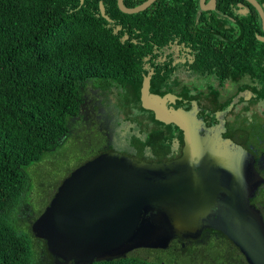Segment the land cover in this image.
<instances>
[{"label":"trees","instance_id":"obj_1","mask_svg":"<svg viewBox=\"0 0 264 264\" xmlns=\"http://www.w3.org/2000/svg\"><path fill=\"white\" fill-rule=\"evenodd\" d=\"M146 1L124 3L135 8ZM101 2L111 22L101 15ZM200 14L199 0H158L133 15L123 13L118 0H0V264L52 263L43 239L38 256L7 219L30 190L27 169L68 137L89 87L103 92L139 88L148 62L178 40L209 82L223 87L248 80L264 100V43L247 35L220 42L199 32ZM242 19L249 29L261 30L254 8ZM251 119L242 122V144L259 156L264 124ZM260 200L264 211V191ZM133 252L94 264H161L131 257Z\"/></svg>","mask_w":264,"mask_h":264},{"label":"water","instance_id":"obj_2","mask_svg":"<svg viewBox=\"0 0 264 264\" xmlns=\"http://www.w3.org/2000/svg\"><path fill=\"white\" fill-rule=\"evenodd\" d=\"M124 1L118 0L120 10L133 15L158 0L135 8ZM248 1L264 30V9ZM100 11L112 21L102 2ZM150 80L151 74L142 101L153 109L158 99L149 94ZM255 162L232 141L194 135L186 136L183 156L168 163L102 155L63 182L38 219L37 234L52 254L51 264H94L137 249H166L176 238L198 239L212 228L226 235L248 264H264V218L251 203L264 183Z\"/></svg>","mask_w":264,"mask_h":264},{"label":"flooded vegetation","instance_id":"obj_3","mask_svg":"<svg viewBox=\"0 0 264 264\" xmlns=\"http://www.w3.org/2000/svg\"><path fill=\"white\" fill-rule=\"evenodd\" d=\"M256 1L264 9V0ZM199 7L201 11L199 18L202 24V29L199 32H206L225 43L237 42L244 38V35L250 39L255 36L260 43H264L259 40V37H264L263 25L261 30L256 27L249 29L242 19L251 13L252 8L259 14L250 1L216 0L214 2L206 0L205 9H203L201 0H199ZM190 53L183 43L173 40L166 47L163 55H157L148 62L145 67L148 73L145 77L151 74L149 94L154 99H158V104L153 109L144 107L142 94L144 81L147 78L144 77L139 88L131 87V92L121 89L120 96L125 99L128 105L123 108L114 106L112 120L108 119L107 114L106 117L102 114L99 115V118L102 119L101 124L105 122L108 125L107 130L99 127L94 131L98 126L87 127V120L84 119L87 105L85 94L80 114L73 118V120L80 119L78 125L72 126L73 129L70 130L69 137L65 138L61 144L63 147L64 144L72 142L77 147L86 141L87 144L93 145L89 150L93 157L83 163L79 169L102 155H115L145 165L176 161L185 152L186 136L194 135L205 138L217 137L221 141H232L241 146L255 158V168L264 179V150L259 153V156H256L242 144L246 136L242 122L250 120V118L237 120L235 125L228 121V116L234 112V108L237 106L235 104L241 103L243 99L241 96L249 95L247 97L249 100H251L249 97H256V100L259 101L264 100L260 99L255 88L249 87L248 80L230 82L223 87L209 82L212 80L211 78L203 77L200 72H197L194 58ZM230 86L235 93L230 97L224 96L229 95L226 94V91ZM90 89L106 94V96L115 90L103 92L101 89L93 87L88 88V90ZM100 96L102 95L100 94ZM94 110L97 112L99 108L95 107ZM260 121L264 124V119H260ZM263 191L264 183L251 203L256 206L264 218V211L260 203ZM208 237L211 238L210 242L218 241L219 237L225 240L229 239L222 232L208 228L198 239L176 238L172 240L169 248L175 247V251L186 254L189 252V244H199L203 238L209 239ZM239 253L242 255L243 262L248 264L240 249Z\"/></svg>","mask_w":264,"mask_h":264},{"label":"rangeland","instance_id":"obj_4","mask_svg":"<svg viewBox=\"0 0 264 264\" xmlns=\"http://www.w3.org/2000/svg\"><path fill=\"white\" fill-rule=\"evenodd\" d=\"M231 87L226 91V94L229 95L224 96L230 97L235 93L231 90ZM120 92H122L121 89H115L110 92V95L106 96V94L99 93V91H95L94 89L87 90L85 98L87 105L84 114V119L87 120V127L98 126L94 131L98 130L99 127H102L103 130L108 129V125L105 122L101 124L102 119L99 118V115L102 114V116L106 117L107 114L108 119L112 120L114 118V106H121L123 108L125 105H128L125 99H122L123 97L120 96ZM248 96H241L243 98L241 103L235 104L237 106L234 108V112L228 116V121L231 124L233 122L235 125L237 120L241 121L246 118L258 117V119H264V101L256 100V97H249L251 98L249 100L247 99ZM95 107L99 108V111L96 112L94 110ZM79 120H71V123H69L70 130L73 129V125H78ZM92 146V144H87L86 141L77 147L72 142L70 144L66 143L63 147L59 146L53 153L46 155L39 163L33 164L26 171L30 181V190L24 194L21 202L15 207L14 212L7 220L14 230L28 237L33 250L36 251L38 256L41 252H44V243L37 234L36 223L47 210L53 198H55L54 196L59 191L62 182L72 172L79 169L83 163L93 157L89 153ZM210 239L203 238L199 244H189V252L186 254H183L181 251H175V247H168L166 249L142 248L134 250L131 253V257L161 264H245L242 255L236 248L231 249L227 240L219 237L217 239L219 242H210ZM222 245H224L223 248H221ZM229 248L233 252L228 251ZM41 258L43 261H49L43 255Z\"/></svg>","mask_w":264,"mask_h":264}]
</instances>
